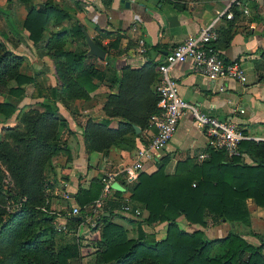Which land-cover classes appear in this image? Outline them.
I'll use <instances>...</instances> for the list:
<instances>
[{
  "label": "trees",
  "instance_id": "trees-1",
  "mask_svg": "<svg viewBox=\"0 0 264 264\" xmlns=\"http://www.w3.org/2000/svg\"><path fill=\"white\" fill-rule=\"evenodd\" d=\"M17 1L26 11L20 27L28 33L26 40L51 60L54 85L33 95V103L20 104L23 86L34 82V78L20 72L23 57L7 47V37L0 33V171L4 170L11 182L6 187L0 182V193L15 205L8 213L0 207V264H79L77 243L54 242L59 231L53 222L55 215L47 212L46 190L48 178L54 173L53 158H71L65 141L57 138L59 128H66L69 134L71 131L55 103L66 107L75 99L87 100L96 82L115 86L114 91L105 94L101 105L104 118H87L80 142L86 155H106L111 146L119 143L133 147L138 135L132 125L147 128L149 117L157 109L154 86L158 73L154 70L159 62L149 59L138 67L123 66L119 72L113 67L99 70L84 64L86 48L65 45L69 35L86 47L78 24L51 32L52 24L66 18L63 10L50 2L33 5L30 0ZM3 11L6 9H0V13L8 15ZM119 39L120 35L115 36L107 47H117ZM92 40L106 52V46ZM25 107L28 108L23 110ZM13 115L16 124L4 126ZM113 117L120 119L116 127L109 126ZM148 141H142L143 145ZM238 150L255 162L242 163L238 156L227 158L222 151L208 148L206 158L195 164L189 160L180 162L171 175L163 172L164 159L154 172H139L126 188L129 198L146 210L144 225L165 222V236L159 241H147L141 221H135V237L128 239L123 228L111 221L113 212L106 209L107 216L98 213L93 218L95 225L86 222L90 230L99 231L93 264H264L260 246L247 243L238 234L228 232L208 240L201 231L206 226V216L213 222H245L246 198L264 206V142L242 140ZM101 189V181L94 178L86 188L78 187L73 200L80 218L66 216V223L84 222L86 215H93L86 208L99 197ZM115 194L120 196L118 191ZM121 205L117 202L111 208ZM60 214L65 215L62 211ZM179 216L197 229H179L175 223Z\"/></svg>",
  "mask_w": 264,
  "mask_h": 264
},
{
  "label": "crops",
  "instance_id": "crops-1",
  "mask_svg": "<svg viewBox=\"0 0 264 264\" xmlns=\"http://www.w3.org/2000/svg\"><path fill=\"white\" fill-rule=\"evenodd\" d=\"M241 1V5L229 7L231 17L227 18L224 15L230 0H30L33 5L53 3L65 12L66 18L52 24L49 28L51 32L68 30L70 26L78 24L81 31L84 29L91 39L99 40L106 46L103 59L89 55L86 51L84 64H91L99 70L113 67L117 72L123 66L138 67L149 59L160 62L171 47L188 35H196L203 26L217 17V39L213 47L224 62L236 61L239 64L244 81L230 78L211 81L195 72L189 60L176 62L171 67L170 74L177 84L178 94L184 101L193 104L207 115L235 124L242 130L244 140L264 142V0ZM0 9H8L11 21H15V28L10 27L8 34L0 33L7 37L4 40L9 44L7 47L23 57L20 72L34 78V82L23 86L24 97L20 104L33 103L34 94L38 91L46 92L54 85L51 60L26 40L28 33L20 27L26 14L23 5L17 0H10L9 3L0 0ZM48 31L43 34L46 36ZM117 35H120L117 47H107ZM139 40L147 51L146 55L141 56L138 53ZM65 45L87 50V46L85 47L80 39L69 35L65 39ZM107 56L110 61H107ZM154 71L157 74L156 68ZM96 84V89L89 93L87 100L75 99L67 103L66 107L59 102L55 103L71 131L69 134L66 128H59L57 138L65 141L71 158H53L54 173L48 178L49 187L46 190L47 212L55 215V225L58 222L64 224L66 216H79L69 214L71 209L77 206L73 193L78 187L86 188L93 178L101 181L104 174L113 173L114 178L110 184L117 181L124 190L117 196L115 190L109 188L103 196L101 189L97 198L100 200V206H96L94 200L86 208H91L93 214L92 220L87 222L95 225L93 218L96 214L103 215L107 213L106 209H110L114 214L111 221L123 228L128 239L135 237V221H141L144 239L159 241L165 236V222L144 225L142 221L147 212L130 200L126 188L139 172H154L162 159L165 160L163 172L167 175L173 174L176 165L185 160L194 164L200 162L196 156L199 153H207L206 150L210 148L208 136L193 116L184 111L166 145L152 152L150 158L142 159L140 169L129 177L124 169L131 167L137 151L147 146L143 145L142 141H148L154 128L134 130L138 136L134 137L133 147L119 143L111 146L106 155L97 152L86 155L79 138L84 122L87 118L95 121L104 118L101 105L105 101V94L115 88L105 81ZM24 99L29 101L24 102ZM15 102L18 103L19 99ZM119 121L118 117H113L109 126L116 127ZM14 124L16 117L13 115L3 125ZM239 160L249 165L255 162L247 154H241ZM117 202L122 203L120 208H111L112 204ZM123 205L137 208L138 214L134 216L123 211ZM243 206L248 212L245 222H213L206 216V226L201 228L203 238L212 240L233 232L247 243L255 247L260 246L259 249L264 255V244H261L264 242L261 240L264 237V206L256 205L251 198H246ZM61 211L65 215H61ZM128 219L134 221L130 222ZM175 223L179 229L186 232L197 229V226L188 224L182 216L177 217ZM65 224L68 227L66 234L71 240L56 243L54 238L56 245L77 243L79 264H93L97 252L96 242L99 240L98 229L90 230L86 221Z\"/></svg>",
  "mask_w": 264,
  "mask_h": 264
},
{
  "label": "built area",
  "instance_id": "built-area-1",
  "mask_svg": "<svg viewBox=\"0 0 264 264\" xmlns=\"http://www.w3.org/2000/svg\"><path fill=\"white\" fill-rule=\"evenodd\" d=\"M241 3V0H230L224 16L230 18L229 7L231 5H241ZM216 20L217 17L203 26L196 35H188L181 42L175 44L157 64L156 72L158 73V79L154 86L157 94V109L149 117L148 122V127H153L154 132L151 134L147 146L141 147L137 151L136 159L131 167L124 169L129 177L132 176L134 171L136 172L140 169L142 159L150 158L152 152H156L166 145L174 134L178 121L184 111H188L196 123L204 128L208 136L210 148L222 151L227 158L241 156L238 144L245 138L242 130L235 124L207 115L193 104L184 101L178 94L177 84L170 74L171 67L176 62L189 60L195 72L211 81L225 78L235 79L239 82L244 81V74L239 64L236 61L224 62L213 47V42L217 38ZM138 44V53L141 56L146 55L147 51L142 41L139 40ZM206 157L207 153L203 152L199 153L196 159L201 161ZM113 178V173H106L101 177L103 196L109 190V184ZM7 183L9 186L11 185L8 176ZM95 204L96 206H100V200H95ZM14 207L15 205H7L6 209L12 211ZM122 210L134 216L138 214L137 208H132L128 205H123ZM79 211L78 207H73L69 214L78 215ZM56 228L58 230L62 229L57 224Z\"/></svg>",
  "mask_w": 264,
  "mask_h": 264
},
{
  "label": "rangeland",
  "instance_id": "rangeland-1",
  "mask_svg": "<svg viewBox=\"0 0 264 264\" xmlns=\"http://www.w3.org/2000/svg\"><path fill=\"white\" fill-rule=\"evenodd\" d=\"M3 12H9L8 11V9H6V11H3ZM13 12V11H12ZM13 14V13H12ZM15 21H11V19H10V17H9V15H7V16H5L3 13H0V32H2V33H4V34H8V32H9V30L11 29V28H15ZM11 27V28H10ZM7 45H9V44H7ZM23 49V48H22ZM35 95V94H34ZM14 117H15V115H14ZM9 126V125H8ZM2 126L0 125V128H1ZM0 131H1V129H0ZM48 175H50L49 173H48ZM0 182H1V184L3 185V186H8V183H7V176L5 175V171L4 170H2L1 169V171H0ZM1 195H2V197H0V198H3L2 199V202H1V208L6 212V213H8L9 211H11L10 209H6V206L8 205V206H11L12 204H11V202H9V200L7 199V198H5V194L4 193H0ZM4 207V208H3ZM77 207V206H76ZM89 209H91V208H89ZM86 211V210H85ZM86 213V212H85ZM92 213V212H91ZM92 220V218H91V215H89V216H87L86 215V217H85V221L87 222V221H91ZM66 222V221H65ZM65 222H64V224H65ZM62 222H58L57 223V225H58V227L59 228H62V229H60V230H58L57 229V231H59L57 234H56V236L54 237L55 238V241H56V243H62V242H68V241H70L71 240V237L70 236H68L67 234H66V232H67V230H68V227H66V224L64 225ZM61 231V232H60Z\"/></svg>",
  "mask_w": 264,
  "mask_h": 264
},
{
  "label": "water",
  "instance_id": "water-1",
  "mask_svg": "<svg viewBox=\"0 0 264 264\" xmlns=\"http://www.w3.org/2000/svg\"><path fill=\"white\" fill-rule=\"evenodd\" d=\"M82 34H83V37H84L85 44L87 46V53L89 55L97 57L98 59H103L104 51L98 45H96L94 43V41L89 37V35L86 33V31L84 29H82ZM133 129L135 131H137L138 127L133 125ZM109 187L112 190H115V191H118V192H122L124 190L123 187L121 186V184H119L117 181H113L110 184ZM103 215H107V213H103ZM72 218L79 219L80 217L79 216H75V217H72ZM261 240L264 241V237Z\"/></svg>",
  "mask_w": 264,
  "mask_h": 264
}]
</instances>
